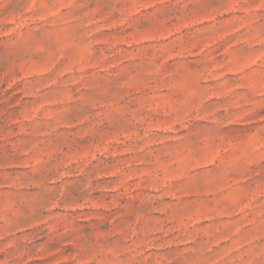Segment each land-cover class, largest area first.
Returning <instances> with one entry per match:
<instances>
[{"label": "rangeland", "instance_id": "1", "mask_svg": "<svg viewBox=\"0 0 264 264\" xmlns=\"http://www.w3.org/2000/svg\"><path fill=\"white\" fill-rule=\"evenodd\" d=\"M0 264H264V0H0Z\"/></svg>", "mask_w": 264, "mask_h": 264}]
</instances>
